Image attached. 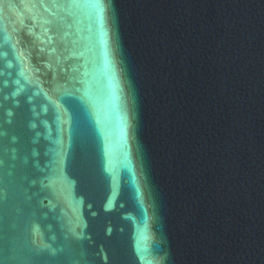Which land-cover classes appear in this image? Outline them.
<instances>
[{
	"label": "water",
	"instance_id": "obj_1",
	"mask_svg": "<svg viewBox=\"0 0 264 264\" xmlns=\"http://www.w3.org/2000/svg\"><path fill=\"white\" fill-rule=\"evenodd\" d=\"M0 264H264V0H0Z\"/></svg>",
	"mask_w": 264,
	"mask_h": 264
}]
</instances>
